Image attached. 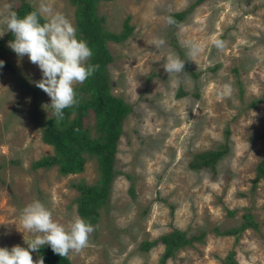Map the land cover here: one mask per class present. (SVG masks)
<instances>
[{
  "label": "rangeland",
  "instance_id": "obj_1",
  "mask_svg": "<svg viewBox=\"0 0 264 264\" xmlns=\"http://www.w3.org/2000/svg\"><path fill=\"white\" fill-rule=\"evenodd\" d=\"M26 1L35 8L41 2ZM193 1L97 3L107 30L118 32L125 16L132 26L126 38L105 42L112 56L107 66L110 92L122 96L131 111L123 118L116 144L118 173L90 223L95 231L89 246L68 255L75 264H157L163 243L147 249L139 244L172 227L187 234L203 229L204 234L175 250L164 264H221L229 249L235 264H264V178L249 189L264 128V0ZM17 2L0 0V14L7 15ZM46 2L74 25L69 0ZM183 10L179 18L170 14ZM168 17L176 23L169 25ZM154 37L165 41L159 49L151 44ZM214 38L224 42L222 49L213 46ZM12 39L0 37V60L9 64L0 68V247L27 249L32 236L20 226V210L39 200L67 225L78 215L72 183H92L98 172L93 157L76 173L60 174L54 165L31 166L52 151L40 140L51 101L33 83L41 79L39 68L8 47ZM190 43L200 47L195 57L187 54ZM169 54L185 61L184 72L168 76L163 64ZM226 83L231 94L221 98ZM177 89L183 93L178 95ZM222 143L226 150L213 171L189 166L195 153ZM127 173L134 195L126 190ZM245 208L258 229L246 228L235 239L214 234L213 226L237 225ZM31 255L35 262V252Z\"/></svg>",
  "mask_w": 264,
  "mask_h": 264
},
{
  "label": "trees",
  "instance_id": "obj_2",
  "mask_svg": "<svg viewBox=\"0 0 264 264\" xmlns=\"http://www.w3.org/2000/svg\"><path fill=\"white\" fill-rule=\"evenodd\" d=\"M99 0H69L74 6L73 17L74 26L77 29V37L83 38L92 49L93 55L88 61L90 64H98L99 69L89 77L83 84L74 86L78 105L74 108L65 109V118L57 123L52 115L45 116L41 122L40 140L51 146V153L40 155L31 162L32 167L56 166L60 174L80 172L84 168L87 157L96 160L98 176L92 183L82 180L72 183L77 190V195L73 198L76 205L77 214L86 222L92 223L97 217V208L105 203L110 184L118 169L114 167V154L117 140L122 131L123 118L131 111V105L122 96L114 95L110 92V79L108 77L107 66L112 59L106 48L107 40L119 41L126 38L132 26L128 24V16L122 20V27L118 32H112L102 26V15L97 13V3ZM201 0H194L193 4ZM26 0H19L12 6L11 11H15L22 17L26 13L35 10ZM183 11H175L170 14L181 17ZM43 23L44 20L41 19ZM6 37L12 38L11 32L6 33ZM9 65L4 62V66ZM182 90L177 89V94L181 95ZM251 100L250 104H254ZM73 112L75 115H73ZM88 119L92 121L89 122ZM78 130V131H77ZM227 131V130H226ZM262 149L260 157L254 165V175L250 180V191L261 178H264V128L261 131ZM226 145L220 144L216 148L206 149L194 154L189 161V166L195 168H208L214 170L216 160L224 153ZM128 178L127 193L134 195V183L130 174ZM231 213V210L227 209ZM264 226V224H263ZM258 229V223L253 219L248 208L240 214V222L237 225L219 230L217 226L212 227L214 234L232 235L235 238L246 229ZM204 234L203 229H198L192 233H186L177 227L161 233L153 240H143L139 246L147 249L156 242H161L164 248L158 258L157 264H164L167 258L174 255V251L193 241H199ZM233 250L229 249L224 257L220 258L221 264H235ZM36 260L43 257L44 264H75L68 256L60 257L54 254L48 245L42 246L35 251Z\"/></svg>",
  "mask_w": 264,
  "mask_h": 264
},
{
  "label": "clouds",
  "instance_id": "obj_3",
  "mask_svg": "<svg viewBox=\"0 0 264 264\" xmlns=\"http://www.w3.org/2000/svg\"><path fill=\"white\" fill-rule=\"evenodd\" d=\"M6 8L10 6L6 5ZM0 16V25L3 26L0 27V37L11 32L13 39L8 42V47L17 57L27 56L39 68L41 79L33 83L50 98L51 103L46 106L52 109L57 123L63 121L64 110L78 105L74 86L83 84L99 69L98 64L88 63L93 55L92 49L82 37H77L73 23L63 13L54 11L46 0H41L35 10L22 17L15 11ZM166 22L169 25L176 23L171 17L166 18ZM164 43L160 37H154L151 42L157 49ZM212 44L217 49L224 47V42L218 38L212 39ZM199 52V45L189 44V57H195ZM184 64L185 61L179 56L169 54L163 69L171 76L184 72ZM3 67L4 61L0 60V68ZM231 90L230 84H224L220 97L230 95ZM19 221L22 229L32 238L25 242L27 249L19 245L11 249L0 247V264H44L43 257L34 262L31 255L44 245H48L60 257L79 253L89 246V237L95 231L94 226L79 215L67 225L59 223L53 218L52 211L39 200L30 202L20 210Z\"/></svg>",
  "mask_w": 264,
  "mask_h": 264
}]
</instances>
